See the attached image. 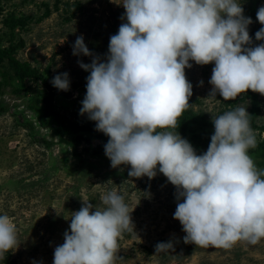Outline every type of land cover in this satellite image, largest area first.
<instances>
[{"label": "clouds", "instance_id": "clouds-1", "mask_svg": "<svg viewBox=\"0 0 264 264\" xmlns=\"http://www.w3.org/2000/svg\"><path fill=\"white\" fill-rule=\"evenodd\" d=\"M122 6L126 22L110 36L104 60L90 52L82 35L72 46L73 55L92 57L90 64L78 60L89 73L80 114L109 138L104 153L111 167L129 165V177L150 180L159 172L175 186L173 218L185 243L257 244L264 239V169L249 155L257 140L247 108L212 118L214 132L201 154L169 130L189 106L190 61L214 65L208 97L236 99L248 90L264 95V43L251 46V17L241 0H123ZM256 19L262 27L255 40L264 41V5ZM51 83L67 91L68 73H58ZM102 202L103 208L84 202L71 213L53 264H114L118 238L133 227V210L116 191ZM14 247L15 225L0 214V255ZM172 248L171 240L158 242L155 254Z\"/></svg>", "mask_w": 264, "mask_h": 264}, {"label": "rangeland", "instance_id": "rangeland-1", "mask_svg": "<svg viewBox=\"0 0 264 264\" xmlns=\"http://www.w3.org/2000/svg\"><path fill=\"white\" fill-rule=\"evenodd\" d=\"M241 2L244 15L264 5V0ZM122 3L123 0H0L2 46L16 45V59L38 69L53 87V107L66 114L70 122L87 117L80 114V108L89 73L79 67L78 60L90 64L92 59L73 55L72 46L82 35L90 52L104 60L110 36L126 22ZM10 16L12 22L6 20ZM190 63L192 67L185 69L186 79L193 86L188 109L210 120L237 106L248 111L246 93L229 100L219 94L208 97L214 65ZM0 69H6L4 64ZM63 72L69 75L67 91L51 83L55 75ZM18 86L13 81L12 87L0 88V214L12 219L18 246L0 255V264H4V256L8 264H53L54 249L63 243L71 213L84 202L93 208L105 207L102 196L109 191L122 195L129 212L133 210V227L123 230L118 238L114 264H264V239L255 245L238 241L230 248L185 243L182 226L173 218L177 191L163 174L157 172L151 180L147 176L132 178L128 176L129 165L113 168L107 157L93 154L97 142H81L75 149L59 142L53 129L42 128L27 109L32 97H47L48 88L39 80L26 79L22 84L24 93L17 94L13 91ZM257 97L260 113L255 123L264 127V95L257 93ZM254 134L257 141L264 140L260 130ZM169 240L173 248L155 254V245Z\"/></svg>", "mask_w": 264, "mask_h": 264}, {"label": "trees", "instance_id": "trees-1", "mask_svg": "<svg viewBox=\"0 0 264 264\" xmlns=\"http://www.w3.org/2000/svg\"><path fill=\"white\" fill-rule=\"evenodd\" d=\"M1 12V11H0ZM245 16L251 17L252 24L249 25V35L252 38V45L255 46L264 41H256L255 33L262 25L256 19V11L246 12ZM12 22V17L6 19ZM4 21V20H3ZM6 23V22H5ZM13 28V25L11 26ZM2 39L0 37V65L4 64L5 70L0 69V88L2 86H13V81L18 83V87L13 92L20 94L24 93L23 82L26 79L39 80L43 86L49 90V95L43 99L38 97H32L28 101L27 109L34 113L37 122L42 128H52L54 134L58 137L59 142L68 143L72 148H76L81 142H97V145L93 148V154L103 155L104 145L109 139L105 134L99 132L95 128V122L88 119H80L73 123L70 122L69 117L66 114L59 113L52 105L53 100V87L47 84L42 74L31 66L29 62H22L16 59L14 54L16 53L17 46L9 44L7 47H3ZM246 97L250 101V107L248 109L250 126L255 130H260L264 133V127H258L255 123L256 118L260 113V104L258 101L257 93L248 90ZM43 103V107H39ZM198 127L201 129L200 132H196L194 129ZM173 132H179V134L187 139L193 146L195 151L204 152L210 143V137L214 132L212 120L208 119L202 113H195L191 109L186 108L181 115L177 118V126L175 129H169ZM190 135L187 137V135ZM69 137L70 141H66ZM48 146L49 142H45ZM249 155L255 162L259 169H264V140L257 141L254 148L249 149ZM4 264H8V257L4 256L2 259Z\"/></svg>", "mask_w": 264, "mask_h": 264}]
</instances>
